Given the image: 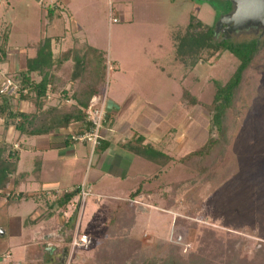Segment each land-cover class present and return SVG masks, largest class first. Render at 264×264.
Instances as JSON below:
<instances>
[{"label": "rangeland", "instance_id": "obj_1", "mask_svg": "<svg viewBox=\"0 0 264 264\" xmlns=\"http://www.w3.org/2000/svg\"><path fill=\"white\" fill-rule=\"evenodd\" d=\"M77 3L53 24L59 26L57 34L60 36L67 27L81 41L107 51L106 98L128 95L139 108L154 106L165 111L166 122L173 126L172 139L183 135L184 145L185 136H191V139L186 136L183 154L202 145L209 135L210 116L204 108L180 104L183 90L188 89L202 102L210 104L215 91L213 80L227 82L239 61L230 52H224L219 58L200 62L188 70L176 58L179 42L173 35L178 30L185 33L183 29L190 24L191 16L197 15L205 24L215 26L220 38L224 32L218 31L217 25L225 0H78ZM118 3L125 4L126 10L134 6L132 21H124V17L117 19L119 22L112 20L117 16L112 10ZM2 8L0 31L9 26L10 37L8 57L0 60V74L9 73L8 77L13 79L17 58L23 64L26 56L34 55L35 49L26 47L50 37L52 21L44 18L42 10L33 3L27 8L21 1L11 0L8 7ZM93 25L98 33L89 28ZM75 26L83 30L74 31ZM224 37L235 43L260 40L241 86L237 110L229 116L224 159L210 171L209 179L208 175L200 176L188 170L179 159L167 161L160 177L145 182L141 192L155 188V194L150 197V203L146 198L137 199L131 225L121 223L113 227L110 211L120 199L130 201L133 192L141 188L138 180L121 182L123 191L120 192L109 189L111 193L107 195L101 190L89 193L80 201L78 228L81 234L89 235L90 247L72 251L75 225L66 232L70 243L63 245L69 247L64 264H129V257L139 254L162 260L170 253L187 257L192 251H200L214 264H264V29L246 27ZM71 41L69 38L62 49ZM114 62L119 63L116 69ZM5 84L3 88L7 89ZM66 88L69 89L70 84ZM15 91L16 88L11 87L5 92ZM59 97L52 94L49 105H57ZM20 109L37 111L29 102L20 103ZM169 116L175 120L173 124ZM160 128H164L163 124ZM13 131L10 129L7 133L0 129V140H11ZM28 143L32 140L24 142V147H28ZM35 157L31 152H23L21 171L34 167ZM85 171L86 168L82 174ZM119 183L115 182L112 187ZM28 207L31 206L25 205L26 209ZM12 240L8 232L0 233V243L4 246L12 245ZM60 248L56 255L61 254ZM32 257L31 264L44 263L39 249ZM14 259H8L6 264ZM54 264H59L58 260Z\"/></svg>", "mask_w": 264, "mask_h": 264}, {"label": "trees", "instance_id": "obj_2", "mask_svg": "<svg viewBox=\"0 0 264 264\" xmlns=\"http://www.w3.org/2000/svg\"><path fill=\"white\" fill-rule=\"evenodd\" d=\"M57 10L56 6L48 7L47 17L50 21L55 18L54 13ZM233 10V2L225 0L221 15ZM215 28L205 24L197 15H192L190 24L183 29L185 33L178 30L173 35L179 42L178 45L176 44V58L188 70L194 69L200 62L208 61L213 57L219 58L224 52H230L239 61L227 82L213 80L215 91L210 104L202 102L186 88L180 99L183 106L204 108L210 116L207 140L194 150L185 152L179 159V162L196 175H208L207 179H209L210 171L224 159L229 116L237 110L241 86L260 47V40L256 38L243 43L226 39L224 33L218 38ZM9 37L10 27L6 26L0 31V60L2 61L8 57ZM63 39L66 37H45L35 44H29L26 48L35 49V53L33 56H26L23 64L12 70L14 78H9V73L0 74V129H4L7 133L13 129L17 135L12 141L6 138L0 140V210L3 206H10L29 198L27 193L19 190L20 183L16 180L21 158V148L16 144L19 143L20 138L48 135L58 128L77 123L83 125L79 132L87 131L91 124L88 121V110L92 100L95 97L99 98L94 108H101L105 101V87L109 72L107 51L89 44L79 46V40L74 39L73 44L69 42L67 47L55 52V43H61ZM117 66L118 62H114V68ZM8 81L12 83L10 87L16 88L14 93L3 91V86ZM68 84H70L69 89L66 88ZM52 94L60 96L57 105L48 103ZM15 101H17L16 104ZM22 102L33 103L37 111L28 112L20 109ZM71 140L74 142L72 137ZM158 154L167 161L172 158L162 152ZM37 162L36 176L40 172V161ZM140 190L133 192L130 200H135L141 193ZM80 192L81 187H77L73 191L64 193L59 198L61 207H68L80 195ZM135 206V203L128 200L116 203L110 211V224H113V227L121 223L122 225L133 224ZM117 210L120 211V215ZM73 219L74 216L69 218V226ZM65 247L68 248L69 253L67 245L60 249ZM38 249L40 255L46 253V245H40ZM175 250L178 251L179 247ZM129 259V264H214L200 251H192L187 257L170 253L162 260L148 259L141 254L131 256ZM96 261L99 263L98 258Z\"/></svg>", "mask_w": 264, "mask_h": 264}, {"label": "crops", "instance_id": "obj_3", "mask_svg": "<svg viewBox=\"0 0 264 264\" xmlns=\"http://www.w3.org/2000/svg\"><path fill=\"white\" fill-rule=\"evenodd\" d=\"M10 1L0 0V9L8 7ZM19 1L23 7L30 8L31 3L39 6L43 17L46 19L48 7H57L58 10L54 13L56 17L52 22L50 21V30L52 31L50 37H66V39H63V43H55V52L61 50L65 40L69 38L72 39V44L74 39L79 40V46L89 44L81 41L80 37L74 36L71 29L67 27H64V33L60 36L57 34L59 26L56 23L53 24L54 21L62 17L68 8L70 9V6H76L78 0ZM124 6L126 5L118 3L116 8H113V15L117 13V16L113 17L112 20H120L123 17L126 19L124 21L134 19V6L131 5L130 10H126ZM89 28L98 33L94 25ZM76 29L82 31L83 27L75 26L74 31ZM69 34H72L73 37H68ZM96 48H100V46ZM17 61L19 66L21 61L19 58ZM103 107L105 117L100 131L101 145L94 151H91V146L88 143H77L71 140L72 135L83 126L79 123L58 128L48 135L22 136L19 143L16 144L17 147L21 148L16 180L20 183L19 190L27 193L29 198L10 206H3L0 210V233L6 235L8 232L9 237L13 239L12 245L7 247L0 243L2 246L0 264H6V261L12 257L15 259L10 260L9 264H31L32 256L38 251V247L44 244L47 245L46 253L40 255L41 260L45 264H54L57 261L58 248L69 243L66 232L73 229L75 225L77 227L79 225L81 192L68 207L62 208L59 204V198L63 196L65 191L70 192L84 185L85 191L91 193L90 195L94 191L98 193V190L107 195L111 193L108 191L109 189H115L118 192L123 191L121 182L127 179H132L134 182L138 180L140 186L142 184L140 188L142 191L145 182L148 183L160 177L168 165L167 160L161 157L158 152L171 156V159H180L185 149L184 145L188 140L187 137L191 139V136L186 135L184 145L183 135L172 139L173 126L166 122L167 113L154 106L146 109L142 105L139 108V105L134 103V99L128 95L112 99L105 97ZM168 119L172 124L175 122L171 116ZM162 124L164 128L161 129ZM13 132L11 140L17 136L15 131ZM7 140L11 141L10 138ZM28 140H32V143H28L29 146L24 147V142H28ZM20 144L21 146H19ZM23 152H31L36 155L34 167L28 168L27 171H21L20 168ZM37 161H40L38 176L35 174ZM84 168L86 171L85 174H82ZM70 177L74 180L67 179ZM118 181L120 182L118 186L112 187ZM62 185L65 187L62 188ZM154 194L155 188L148 189L141 192L136 200L130 201L136 204L137 199L144 200L146 198V202L150 203L149 199ZM126 200L120 199V201ZM76 203L78 207H74ZM27 204L31 207L26 209L25 205ZM104 206L109 205L104 203ZM23 210H25L24 213ZM72 216L74 219L69 226L68 221Z\"/></svg>", "mask_w": 264, "mask_h": 264}, {"label": "water", "instance_id": "obj_4", "mask_svg": "<svg viewBox=\"0 0 264 264\" xmlns=\"http://www.w3.org/2000/svg\"><path fill=\"white\" fill-rule=\"evenodd\" d=\"M234 10L221 16L217 25L218 31L229 37L232 32L251 26H261L264 29V0H231ZM62 263H66L68 249L63 251Z\"/></svg>", "mask_w": 264, "mask_h": 264}, {"label": "built area", "instance_id": "obj_5", "mask_svg": "<svg viewBox=\"0 0 264 264\" xmlns=\"http://www.w3.org/2000/svg\"><path fill=\"white\" fill-rule=\"evenodd\" d=\"M7 89L3 88V91H7L9 88H11V81H8L7 83ZM5 84V85H6ZM99 101L98 97H95L92 100V104L89 107L88 113H89V122H91L89 129L87 131L75 132L72 135V138L74 142L77 143H88L91 146V150H95L101 145V127L103 123V119L105 117V109L103 107L101 108H94L95 103ZM69 191H65L67 193ZM89 193L85 191L84 185L81 187V200L85 199V196H87ZM91 239L89 235L83 233H80V229L77 227L74 237L71 241V248L73 250H85L90 247Z\"/></svg>", "mask_w": 264, "mask_h": 264}, {"label": "flooded vegetation", "instance_id": "obj_6", "mask_svg": "<svg viewBox=\"0 0 264 264\" xmlns=\"http://www.w3.org/2000/svg\"><path fill=\"white\" fill-rule=\"evenodd\" d=\"M65 249V248H64ZM64 249H62V252H61V254H58V256H57V260H58V262L60 261V263L62 262V260H63V251H64Z\"/></svg>", "mask_w": 264, "mask_h": 264}]
</instances>
